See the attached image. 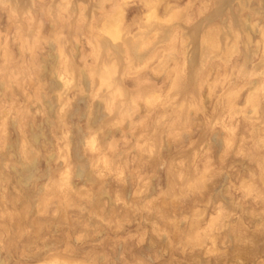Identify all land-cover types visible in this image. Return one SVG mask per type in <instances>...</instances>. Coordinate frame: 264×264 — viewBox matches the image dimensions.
I'll list each match as a JSON object with an SVG mask.
<instances>
[{
    "label": "rangeland",
    "instance_id": "obj_1",
    "mask_svg": "<svg viewBox=\"0 0 264 264\" xmlns=\"http://www.w3.org/2000/svg\"><path fill=\"white\" fill-rule=\"evenodd\" d=\"M75 1L0 3V264H264V0ZM114 25L126 98L90 72Z\"/></svg>",
    "mask_w": 264,
    "mask_h": 264
},
{
    "label": "bare ground",
    "instance_id": "obj_2",
    "mask_svg": "<svg viewBox=\"0 0 264 264\" xmlns=\"http://www.w3.org/2000/svg\"><path fill=\"white\" fill-rule=\"evenodd\" d=\"M34 1L35 0H0V3L2 4V5H4V6H8L9 7V10H10V13L11 14H13V15H17L18 17H22L23 15H29L32 11V13H34L35 11L33 10V8H34ZM97 1V0H96ZM99 2H97V3H94L95 2V0L94 1H92L93 2V5H92V7H98L97 9H102V3L105 1V0H98ZM107 1V0H106ZM123 1V0H122ZM86 2V1H85ZM227 2H229L228 0H227ZM81 3V2H80ZM105 3V2H104ZM83 4V3H82ZM88 5H90V4H88ZM223 5V4H222ZM224 5H225V2H224ZM224 5L221 7L222 9L224 8ZM227 5V4H226ZM87 7V6H86ZM85 6H84V4L82 5V7H81V5H79L78 3H77V1H75V0H52V5L50 6V8H49V12H50V14H53L54 15V17H59L60 15H63V13H64V11H66L68 14H70L71 16H75L76 18H79V19H82V18H88V16L90 15V9L89 8H91L90 6H89V8H86ZM227 7V6H226ZM220 8V9H221ZM104 9V8H103ZM102 9V10H103ZM219 9V10H220ZM221 11V10H220ZM91 12H92V10H91ZM118 15V14H117ZM114 16V15H113ZM114 17H116L117 18V16L115 15ZM119 17V16H118ZM115 18V19H116ZM113 19V18H112ZM88 20V19H87ZM111 21V20H110ZM115 21V20H114ZM116 22V21H115ZM156 24H158V23H156ZM104 25H105V23H104ZM160 25H162V24H160ZM164 25V24H163ZM118 26V25H117ZM165 26V28H167V26L166 25H164ZM164 26H158L159 27V29L160 28H162V27H164ZM113 27V26H112ZM153 27V26H152ZM157 27V28H158ZM156 28V27H155ZM169 28V27H168ZM164 30V29H163ZM155 31V35L153 34V36H158V34H159V32L160 31H157V29L156 30H154ZM157 31V32H156ZM108 32V31H107ZM144 32V31H143ZM146 33H150V32H147V31H145ZM144 32V34H146ZM164 32V31H163ZM166 32H167V29H166ZM168 32H169V30H168ZM108 33H110V35L109 36H111L112 37V39H114L113 41L114 42H116V40H118L119 41V43L120 44H117V43H111V45H112V49H114V54H112V55H110L109 53L111 52V50H110V52L108 51V49L109 48H107V45H109L110 46V44H106L107 43V41H106V43L105 44H103L104 43V41L105 40H103L102 39V41H103V45H102V47H103V49L102 50H104L105 49V52H106V50H107V52H109V53H107V54H109V57L107 56V54H105V52H104V54L107 56V58H106V56H105V58L103 59V56H104V54L102 53V52H100V54H99V52L98 51H96L98 54H96V58H98L97 60H95L96 62H98V64H96L95 65V68H93V71L91 70L90 72L92 73L91 75H93V79L95 78V79H97L98 80V82H99V84H100V86H102V87H105L106 89H107V91H109L110 92V94L111 95H121L122 97L126 94V96L128 95L126 92L127 91H125V92H123V90L122 89H120L121 87H120V83L119 82H121L122 83V81L120 80L119 81V77H118V75H119V66H121L120 64H119V59L118 58H120V57H118L119 56V54H121V55H123L124 56V53L126 54V52H127V48H128V43L129 42H127V38H128V36L129 35H127V37L126 36H122L121 34V31L119 30V28H117V27H115V25H114V27L113 28H111L110 30H109V32ZM158 33V34H157ZM162 33V31L160 32V34ZM124 34V33H123ZM151 34H152V32H151ZM150 34V35H151ZM159 34V35H160ZM166 34V33H165ZM138 35V34H137ZM136 35V36H137ZM142 35H143V33L141 34V37H142ZM147 35V34H146ZM168 35H169V33H168ZM167 35V36H168ZM162 36V35H161ZM161 36H159V38L161 37ZM163 38H165V35L163 34ZM166 36V37H167ZM139 37V36H138ZM140 37V38H141ZM105 38V37H104ZM108 38V37H107ZM126 38V39H125ZM135 38H137V37H135ZM140 38H139V40H132V38H131V40L129 39L128 41H130V45H131V47L130 48H132V50L134 51V54L136 53V55L137 56H139L138 54H140L141 52H143L142 50V42H143V46H144V40H146V38L147 37H145L144 35H143V38H145L144 40L141 38V40H140ZM159 38H155L156 40H158ZM162 38V37H161ZM109 39H111V38H109ZM134 39V38H133ZM162 40V39H161ZM161 40H158V41H161ZM212 42H214L215 43V45H216V42L214 41V40H212ZM108 43H110L109 41H108ZM214 43H209V50H210V48L211 49H215V47L213 48L212 46H215L214 45ZM146 44H147V42H146ZM145 44V45H146ZM98 45H99V43H98ZM218 45V44H217ZM217 45H216V47H217ZM108 46V47H109ZM146 47V46H145ZM101 48V47H100ZM110 48V49H111ZM208 48V47H207ZM206 48V49H207ZM99 49V48H98ZM97 49V50H98ZM101 50V49H100ZM130 50V49H129ZM131 50V52L133 53V51ZM145 50L146 49H144V52H145ZM208 50V49H207ZM143 52V53H144ZM123 53V54H122ZM143 53H141V54H143ZM102 54V55H101ZM127 54H129L128 52H127ZM135 55V56H136ZM144 55H145V53H144ZM143 55V56H144ZM98 56V57H97ZM102 56V57H101ZM113 56H115V57H113ZM123 56H122V58H123ZM136 56V57H137ZM143 56L141 57V55H140V57H141V60L143 59ZM127 57H128V55H127ZM131 58V57H130ZM129 58V60H131ZM191 58V57H190ZM189 58V59H190ZM123 59H125V57L123 58ZM136 59V58H135ZM140 59V58H139ZM139 59H136L137 61L139 60ZM121 60V59H120ZM128 60V59H127ZM140 60V61H141ZM123 61V60H122ZM122 61H120V63L122 62ZM133 61V60H132ZM126 62V61H125ZM193 62H194V60L192 61L191 60V64L193 65ZM123 63V62H122ZM130 63V62H129ZM133 63V62H132ZM134 63H136V62H134ZM189 63V64H190ZM190 64V65H191ZM73 64L71 63H68L67 65H66V68H65V70H66V73H68V74H70L69 72H71L72 73V69H73V66H72ZM189 65V66H190ZM127 67V66H126ZM75 69V68H74ZM121 69H122V67H121ZM120 69V70H121ZM124 69H125V66H124ZM74 72V71H73ZM123 72V71H122ZM123 74H124V72H123ZM121 75H122V73H121ZM120 75V76H121ZM75 76V75H74ZM123 76V75H122ZM92 77V76H91ZM60 79H62V78H60ZM94 79V80H95ZM123 80V79H122ZM97 82V81H96ZM69 83L66 81L65 82V85H68ZM124 87V86H123ZM124 89V88H123ZM122 90V91H121ZM125 90V89H124ZM109 95V94H108ZM107 95V96H108ZM110 95V97H114V96H111ZM125 97V96H124ZM107 98V97H106ZM126 98V97H125ZM113 99H115V98H113ZM109 100V99H106V101H107V106H108V110H110L111 111V105L114 103V100ZM110 101H112V104H111V102ZM100 136V135H99ZM101 137V136H100ZM99 139V137H97V138H94V139H91L90 141H88L87 142V144L89 145V147L91 148V149H95L97 146H98V144H100V143H98V141L100 142V139ZM24 148V147H23ZM24 151V150H23ZM34 157V156H33ZM61 185H63V186H65V187H69L70 186V178H69V176L68 175H66L62 180H61ZM65 254V253H64ZM36 255V254H35ZM33 256V255H32ZM96 262V261H95ZM95 262H89V261H86V260H79L77 257H74V256H67V255H60V254H58V253H56V254H45V255H43V256H40V255H37V256H35V257H32V258H28L27 260H24V261H22L21 263H19V264H96ZM98 264V263H97Z\"/></svg>",
    "mask_w": 264,
    "mask_h": 264
}]
</instances>
